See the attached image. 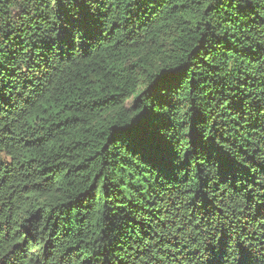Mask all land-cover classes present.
I'll return each instance as SVG.
<instances>
[{
    "label": "trees",
    "instance_id": "trees-1",
    "mask_svg": "<svg viewBox=\"0 0 264 264\" xmlns=\"http://www.w3.org/2000/svg\"><path fill=\"white\" fill-rule=\"evenodd\" d=\"M230 2L208 13L200 11V0L190 7L176 0H107L84 41L89 54L69 50L55 58L59 102L34 120L26 113L4 133L11 159L0 164V243L12 249L4 264H119L118 257L133 264L129 256L143 247L140 241L160 243L161 237L162 249L191 257L181 255L183 264L213 258L192 243V227L179 231L194 209L184 207L189 197L176 189L181 182L189 187L199 166L198 154H189L190 142L180 139V122L198 121L214 136V147L245 168L259 163L242 138L248 137L241 127L248 121L233 123L239 116L230 102L221 107L218 101L264 92L258 70L264 64V0ZM25 6L35 8L27 0H0L2 26L11 33L4 44L17 51L32 31L39 44L45 35L39 27L49 28L35 11L21 16ZM162 93L168 102L161 107ZM5 99L8 109L17 97L6 90ZM133 99L138 107L130 106ZM21 107L28 105L21 102L16 111ZM174 149H183L181 163L162 167ZM171 220L175 226L158 227ZM229 231L223 226L213 244L219 246L221 237L234 243ZM218 260L224 264L227 256Z\"/></svg>",
    "mask_w": 264,
    "mask_h": 264
},
{
    "label": "snow or ice",
    "instance_id": "snow-or-ice-1",
    "mask_svg": "<svg viewBox=\"0 0 264 264\" xmlns=\"http://www.w3.org/2000/svg\"><path fill=\"white\" fill-rule=\"evenodd\" d=\"M8 2L11 3L12 0ZM106 2L107 0H27V3L35 5V8L23 7L21 16L23 12L31 16L35 11L38 18L49 24V28L38 26L39 33L45 34L40 38V43H36L38 33L32 31V39L19 51L12 45L5 46L4 41L11 33L4 32L2 16H0V164L11 159L4 150H11L4 133L9 130L14 120L18 122L26 113L34 120L40 112L52 108L54 100L59 102L60 98L56 95L54 85L57 79L55 73L60 72V68L55 58L69 50L76 51L80 55L89 54L85 49L84 41L90 39L91 32L100 19L101 5ZM135 2L136 0H123L126 5ZM194 2L196 0H176V4L185 7H190ZM200 2L202 5L200 11L206 10L210 13L217 4L223 3V0H207L206 3L200 0ZM235 2L236 0H231L230 6ZM246 12L247 9H244L242 14ZM257 15L261 14L257 13ZM261 23H264V20H261ZM78 49L85 50L79 52ZM258 70L264 73V64ZM6 90L9 97L13 93L17 97L8 109L4 107V104L9 102L5 99ZM141 95V93L137 94L138 97ZM224 101H229L233 113L239 116V120L235 115L233 116V123L239 124L240 120L248 121L247 125H241L248 132V137L242 138L248 147L253 149L254 159L259 158V163L249 164L245 168L243 163L237 161L230 153H222L214 147L217 144L214 136L210 138L206 135L199 128L198 121L193 119L190 126L181 121L180 139L186 138L190 142L189 154L193 156L198 154L199 166L193 176L192 184L183 187L181 182L176 189L180 196L189 197L183 202L184 207L194 209L191 214H186L182 218L186 222L181 223L179 231L183 233L189 227H192L194 232L198 231L199 235L190 232L189 236L192 238V243L209 249L213 254V258L209 259L207 264H219L218 257L225 255L227 260L224 264H231L233 258L235 264H264V92L253 91L243 99L225 95L218 101V105L226 107ZM21 102L28 107H21L16 111ZM167 102L166 96L162 93L161 107ZM130 106L138 107V100L133 99ZM56 111L60 112L61 109L57 107ZM164 128L166 131L167 126ZM159 131L157 129V133ZM208 131L211 133L210 129ZM237 135L241 133L237 131ZM181 152L183 149H174L167 161L162 162V167L167 169L180 164L178 156ZM206 168H209L207 173H205ZM201 177H206L203 183ZM194 188L205 195L194 193ZM198 200H202L203 203L198 205ZM169 224L175 226L174 220L161 221L158 227L167 228ZM225 225L230 230L229 238L235 236L236 239L234 243H228L221 237L219 246H216L213 241H217V236ZM4 227V222L0 221V234L4 233ZM200 237H203L207 244ZM0 239L3 237L0 236ZM150 239L154 241L155 236ZM163 241V237L160 243L140 241L143 247L138 249L134 256H129V259L133 264H171V262L183 264L181 255L184 260L191 259L183 252L175 254L162 249ZM245 242L248 244L246 245ZM195 251L198 253L199 247ZM9 252H12V249L6 250V244L0 243V264H4ZM12 254L14 255V252ZM118 260L119 264H127L122 257H118Z\"/></svg>",
    "mask_w": 264,
    "mask_h": 264
}]
</instances>
